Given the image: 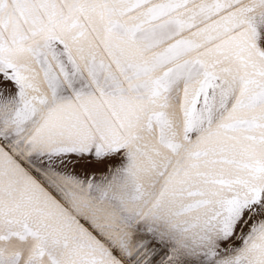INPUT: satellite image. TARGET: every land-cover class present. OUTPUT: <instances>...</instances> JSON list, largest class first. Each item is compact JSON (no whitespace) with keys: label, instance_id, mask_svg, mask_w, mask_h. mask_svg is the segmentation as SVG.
<instances>
[{"label":"snow or ice","instance_id":"obj_1","mask_svg":"<svg viewBox=\"0 0 264 264\" xmlns=\"http://www.w3.org/2000/svg\"><path fill=\"white\" fill-rule=\"evenodd\" d=\"M0 264H264V0H0Z\"/></svg>","mask_w":264,"mask_h":264}]
</instances>
